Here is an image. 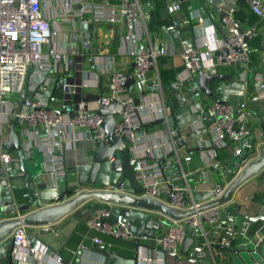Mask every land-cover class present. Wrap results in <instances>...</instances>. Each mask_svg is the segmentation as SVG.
I'll return each mask as SVG.
<instances>
[{
    "label": "built area",
    "instance_id": "built-area-1",
    "mask_svg": "<svg viewBox=\"0 0 264 264\" xmlns=\"http://www.w3.org/2000/svg\"><path fill=\"white\" fill-rule=\"evenodd\" d=\"M76 1L79 6L70 11L68 1L59 0L58 4L63 8L67 6L68 12L77 16L82 22L86 21L84 13L88 10H95V19L101 17L109 21L124 22L132 43L129 53L132 58L130 75L134 92L125 84L127 74L109 66L102 70L107 78L104 93L93 98L79 97L73 102H63L60 113L50 108L49 100L43 91L50 82L49 76L55 70V63L58 61H63L65 64L72 63V68L75 67L79 71V65L76 64L78 60L74 57L87 50L88 36L84 34L79 46L70 51L62 48H48L43 51L41 44L48 41L54 32L52 23L55 19L51 18V15L55 11L51 2L49 0H0V185L8 183L9 174L22 175L15 151H6L2 148L8 124L15 117L17 119L14 130L18 133L20 152L27 157L35 142L33 138L42 133L43 136H40L38 144L42 164L49 175L55 179L62 176L60 152L62 139L56 137L61 126L64 125L70 130L75 127L86 130L88 132L86 138L91 143L101 141L107 145L109 143L101 124L102 115L97 113V109L111 101H116L121 109L113 114L115 120L113 134L121 137L132 153L134 158L132 170L142 190L135 191L122 187L121 183L115 185L110 182L101 187L103 190L147 196L178 209L195 208L203 202L219 197L226 184L213 183L203 192L191 189L187 176L193 170L183 168L178 149L183 145L184 137L189 132L197 134V144L204 145L210 150V156L204 159L203 165L215 168L219 173L223 172V166L221 160L214 157L213 149L230 144L232 154L239 153L236 141L249 132L243 118L252 108L250 104H254L253 108L258 110L260 105H257V102L261 104L264 99V38L254 52V63L248 42V36L255 31V25L240 26L237 20L240 6L229 5L221 9L214 23L213 27L220 30L218 35L213 30L203 27L198 43L181 42L179 46L182 63L181 79L188 75H196L198 70L220 72L239 65L245 71L252 70L255 84L248 92L249 99L245 95L243 100L238 102L240 107L238 113L235 112L233 103L229 99L206 100L202 103L201 112L197 110L189 122L174 129L167 124L168 114L164 109L163 90L157 69L159 57L170 52L171 49L164 44L153 45L145 40L146 14L141 9L140 0H117L106 2L102 6L84 0ZM205 1L209 3L212 0ZM179 6L177 1L168 3L166 4L167 12L174 14ZM248 9L264 21V0H250ZM55 15L60 19L69 18V14L64 12L57 11ZM196 19L213 25L211 20H207L200 13L196 14ZM174 24L170 22L166 27L175 29ZM73 69L66 68L59 76L61 89L70 93L85 84L81 80L79 82L72 80ZM183 88L185 93H180L179 102L186 101L190 95L187 88L185 86ZM157 118L165 123L166 136L164 140H147L142 133H139V128L147 126ZM197 121L202 122L203 125L195 126L194 123ZM203 132L207 136L205 139L201 137ZM69 138L74 141L78 136L72 134ZM257 141L261 147H264V127ZM165 142H168V146L163 147ZM114 158L115 156L112 155L108 160L111 161ZM247 159L240 158L235 168L244 164ZM261 170L264 171V166ZM220 206H212L177 220L170 219L159 212L149 211L159 217L168 218L170 222L164 231L155 237L154 247H150L151 252L148 254L145 252L139 256V264H150L151 261L152 264H163L164 256L157 248L175 249L185 236L187 227L200 238L202 247L200 257L207 256L212 264H218L217 258L221 256L222 250L216 248L218 253L214 256L211 251L213 244L200 222L217 213ZM106 213L107 210L102 204L94 206L87 218L88 227L110 238L126 242L134 238L142 242L146 238L144 235L137 236L128 230L127 216L119 213L116 220L110 222L104 218ZM215 225L221 226L217 222ZM224 234L219 243L228 246ZM9 236L12 239L13 249L15 248L16 251L23 253L34 251L33 246L28 245L25 225L13 227ZM91 241L101 243L98 235H93ZM80 246L84 245L80 244ZM153 248L154 254H152ZM54 260L52 262L41 260L42 262L36 264H63L60 263L59 257Z\"/></svg>",
    "mask_w": 264,
    "mask_h": 264
},
{
    "label": "crops",
    "instance_id": "crops-1",
    "mask_svg": "<svg viewBox=\"0 0 264 264\" xmlns=\"http://www.w3.org/2000/svg\"><path fill=\"white\" fill-rule=\"evenodd\" d=\"M49 1L51 2L53 11H55V13L57 11L64 12L66 14H69V18L60 19L55 15V13L51 15V18L55 19V21L52 23V29H54V32L52 33L48 41L41 44V49L43 51H46L48 48H62L66 51L75 49L79 46L80 40L84 34H87L89 40L87 50L81 55L74 57L78 60L76 64L78 63L77 65H79V71H77L75 67L74 71V69L72 68V63L65 64L63 61H58L55 63V70L50 73V82L48 83L47 88L43 91V94L49 100V107L60 113L62 112L60 106L63 102H73L79 97L93 98L96 95L104 93L106 91L107 78L102 70H104L105 68L112 66V68L116 70H120L125 72L126 74H130L132 58L129 51L132 48V43L129 40L128 31L125 27L124 22L109 21L101 17L95 19V10H88L84 13V17L86 19L85 22L87 23V29L82 30V21L78 20L77 16H73L71 12H68L67 6L65 7L66 9L63 7H59V0ZM64 1H68L69 11L72 9H76L79 6L76 0ZM84 1L102 6V4H105L106 2H116L117 0ZM173 1H177L180 4L175 13L170 14L166 9L165 13L161 14L160 9H162L163 6L161 0H140L141 9L146 14L145 40L149 43H152L153 45L156 43L164 44L171 49L170 52L161 55L157 62V69L159 71L163 90V102L165 105L164 109L167 112L168 116L169 109H172L174 111V114H179V108L180 106H182V102H179L178 98L180 96V93H185V88H183V86V89H179L176 92L171 91L170 89L164 90V86L169 84L171 81L182 80V63L179 54V46L181 42L187 41L198 43L201 38V30L203 27L208 30H213L215 34L218 35L220 33V30L218 28H214L213 26L220 14L221 9L229 5L237 4L240 6V10L237 14V20L240 26L246 27L249 25H255V31L248 36V42L252 50L251 59L253 63L255 61L254 52L264 38V21L263 19L261 20L257 18L253 13L249 11L248 5L250 0H212L209 3L205 0H167L166 4ZM199 13L203 15L207 20H211L213 25L208 22L197 21L196 14ZM170 22L175 23L174 25L177 31V37H170L169 39L165 32V29ZM198 50L201 51V48L198 47ZM66 68L71 70L73 69L71 78L74 82H79L81 80L85 83L84 85L77 87L75 92H66L63 89L57 87V80L59 79L61 72ZM220 72L227 75V78L223 79L222 82L226 84L225 92L227 94V99L231 101L233 100V98H235L234 96L238 94L240 90L238 86L234 84V81L240 82L239 79L241 76L243 77V74L244 78L242 80V83L244 94H247L249 91H251L252 86L255 84V81L252 78L251 69L245 71L241 66L238 65L224 69ZM248 75H251V77H247ZM127 88L134 92V89L132 87V79L129 84H127ZM207 100L210 101V99ZM188 103L189 106L194 109L193 102L191 101ZM259 103L260 102H257V105L262 106V103ZM258 111L259 110H256L252 107L247 112L248 114L245 116V118H243L245 125L249 129V132H252L254 134L253 144H255L253 151L251 152V154L246 156V159L255 156L259 151V148H261V145L258 144L257 140L259 139L262 132L261 124L262 122L264 123V116L259 115ZM115 112L116 111H114V113ZM191 113L193 114V112ZM166 130V126H162L159 122L148 124L143 128H139V133H142L144 138H146L147 140H164L166 136ZM7 132L5 135V139L7 136ZM191 133L193 132H189L184 137V143L178 149L183 168L185 170H193L192 173H188L187 176L188 183L191 189L196 192H203L216 182L227 185L228 182L244 164L238 165L237 168H234V170L229 175L225 174L223 167L222 173H219L215 168L205 167L203 165V161L210 156V150L209 148H205L204 145L200 146L201 148H196L195 144L192 141V138L190 137ZM72 134L78 136V138H76L74 141H71V139L69 138ZM87 134L88 132L86 130L83 131L82 129H79L77 127L70 130L67 129V127H65L64 125L61 126L60 131L58 130L56 137L62 139V147L60 149V152H63L62 156L66 163H71L78 157H82L91 151L92 143H90L88 138H86ZM40 136H43V134L40 133L38 136L33 138L35 142L31 146L27 158L34 157L38 159V144L40 141ZM201 137L205 139L207 137L206 133L203 132ZM167 143L168 142H165V144H163V147L165 145L168 146ZM197 146L199 145L197 144ZM231 154L232 146L230 144H227L224 147L216 148L213 152L214 157L219 160H224L227 157L231 156ZM262 173L263 172L254 173L253 175L244 179L234 188L229 200L221 205L228 206L229 209L226 213L229 214V216L233 211V207H231L232 203L238 204V211L240 213L248 212V214H264V173ZM13 176L15 180L20 177L15 174ZM85 187L89 188V186ZM21 191L23 192L24 190L22 189ZM24 200L25 198L23 195L14 197V201ZM90 200L95 199L90 198L82 201L74 209L80 208ZM95 201L97 205L103 204L98 200ZM110 205L121 206L115 204ZM31 207L35 208L38 207V205H32ZM24 212L25 211L17 212V215H21ZM90 212L91 210H88L81 215L84 223L76 224V219H72L63 224L56 231L38 233L37 236L47 244H49L51 248H53V250H58L59 254L51 251V249L40 243L39 240H36L33 245L34 251L28 253L20 252V254L24 255L27 259L23 260L20 258L18 259L19 261H17L22 264H36L37 262H42L41 260L52 262L55 261L54 259L56 257H59L60 263L63 264H101L103 256L99 249L100 245H103L106 250L116 249L123 254H130L133 248L132 245L128 242L110 238L109 236L88 227L87 218ZM67 214L68 213L61 216L57 221H55V224H59L60 222H62L66 218V216H68ZM150 215L162 219L159 227L154 230V234L156 236L164 231L166 225L170 222V220L168 218L159 217L155 213H150ZM4 217H8V215L0 212V219ZM200 223L207 233L219 228H223L227 232H231L233 229H236L237 231L235 233H223V236L228 241V246H233L235 243L243 239L241 232L243 230L244 224H242L241 217H237V221L235 224H233L232 221L228 220L225 225L219 227L215 225V222H210L208 219H202ZM137 227H139V224H137ZM258 227H260L259 231ZM26 228L27 233H31L36 232L39 228H41V226L33 225L27 226ZM260 232H264V219L258 218L250 224L247 233L249 235H254L259 234ZM68 235L69 238L66 240L65 244L62 245L64 239ZM93 235H98L101 239V243H93L91 241V237ZM221 237L222 233L220 231H216V233L211 234L209 238L211 240V243L214 245L220 242ZM154 239L155 237H146L142 240V243L147 244L149 247H140L139 256L144 254L145 252L146 254L151 252L150 247H154ZM192 241L193 240H189L183 247V249H185V251L187 252L186 255L178 254L175 257L171 254H166L163 257V264H195L189 259L190 255L188 254L193 247ZM80 244H83L84 246H80ZM177 247H180V244ZM211 251L214 256H216L218 253V249H216L215 246L211 247ZM154 253L155 249L153 248L152 254ZM150 264H152V261L150 262Z\"/></svg>",
    "mask_w": 264,
    "mask_h": 264
},
{
    "label": "water",
    "instance_id": "water-1",
    "mask_svg": "<svg viewBox=\"0 0 264 264\" xmlns=\"http://www.w3.org/2000/svg\"><path fill=\"white\" fill-rule=\"evenodd\" d=\"M162 1V9L160 13L164 14L166 10V1ZM151 18V16H150ZM81 29H87V23L81 22ZM167 36L171 38L177 37V31L174 28H166ZM251 73V72H250ZM242 77V76H241ZM234 81V84L240 89L231 101L233 103L235 112H239L238 102L242 101L244 96L249 99V93L244 94L242 80ZM247 77H251L248 75ZM227 75L221 72H204L198 70L196 75H188L182 78L181 81L173 80L164 86V90L178 91L185 86L189 92L186 101L182 102L179 114H174L172 109H169L167 124L172 128L177 129L179 126L190 121L194 117L195 111H202V103L207 99L210 100H227L226 84L222 82ZM132 77L130 74L126 75L125 84H129ZM57 87L61 88V79L57 80ZM46 94V93H45ZM136 101V98H135ZM193 102L194 109L189 106L188 102ZM252 107L254 104H250ZM259 115L264 116V99L262 106H258ZM121 109V106L116 101H111L103 107L97 109V113L102 115L101 124L106 133V140L109 144H104L101 141L92 143L91 151L78 157L71 163H66L62 156V176L53 179L42 164V156L39 151V157L27 158L20 152L18 142V133L14 130V123L16 117L9 122L6 139L2 142V148L6 151H15L18 157L19 169L22 175L15 180L13 174L7 176L8 183L0 185V212L8 215L0 219V264H22L18 259L26 260L27 258L18 251H13L12 239L9 236L13 227L17 225L27 226H41L36 232L27 233L28 245L33 246L36 240H39L51 251L58 253V250H53L49 244L39 238L38 233H46L56 231L66 222L76 219V224L84 223L81 215L91 210L97 205L95 200L102 202L103 207L107 210L104 216L110 222L116 220L117 214L127 216L128 230L138 235L145 237H157L154 230H156L162 222V219L150 215L149 211L159 212L170 219H181L192 213L210 208L212 206L222 205L228 201L234 188L247 177L257 172H263L261 168L264 166V147L259 148L257 154L246 160L244 165L233 178L224 187L221 195L215 199L203 202L195 208L178 209L166 203L155 200L147 196H135L125 192L105 191L101 187L107 183H114L115 185L121 183L122 187L131 188L135 191H141V186L136 182L132 170L133 156L127 149L123 139L113 134L114 127V111ZM191 110V111H190ZM193 112V114L191 113ZM71 114V112H69ZM248 114V113H247ZM186 117V118H185ZM161 123L165 125L160 118L154 119L149 124ZM195 126H202V122L197 121ZM262 128L264 123L261 124ZM137 128V127H136ZM193 143L196 148L198 135L191 133ZM254 134L248 132L244 137L236 141L238 147V154H231L224 160H221L224 172L229 175L235 165L238 164L240 158L248 156L253 149ZM91 143V142H90ZM205 148H207L205 146ZM214 151V149H213ZM114 155L115 158L111 161L108 159ZM32 156V155H30ZM262 173V174H263ZM1 174V173H0ZM85 186H89L86 188ZM24 190L23 192L21 190ZM23 195L24 201H14V197ZM94 198L86 202L80 208L74 209L82 201ZM46 203V204H45ZM110 204L121 205L111 206ZM32 205L38 207L32 208ZM232 214H227L228 206L224 205L218 208L217 213L208 217L210 222H217L221 226L225 225L228 220L236 223L237 217L242 218L243 239L235 243L233 246H225L221 243L214 244L216 248L222 250L221 256L217 258L218 264H264V232L259 234L249 235L247 230L250 224L256 219H264V214H248V212L240 213L237 203H232ZM25 211L23 214L17 215V212ZM68 213L66 218L59 224H55L61 216ZM139 224V227H137ZM258 227V231H259ZM74 229V228H73ZM220 231L223 233H235L237 230L233 229L227 232L223 228L213 230L207 233L209 238L211 234ZM70 235V234H69ZM69 235L64 239L63 244L69 238ZM193 240V247L188 253L189 259L195 264H212L207 256L200 257L202 249L200 238L196 236L189 227L186 228L185 236L181 240L180 247L175 249L157 248L163 256L171 254L177 256L178 254L186 255L187 252L183 247L189 241ZM132 245V252L130 254H123L116 249H105L103 245L99 246L100 252L103 256L101 264H139V248L149 247L147 244L139 242L137 238L128 242ZM14 252V253H13ZM18 260V261H17ZM228 260V261H227Z\"/></svg>",
    "mask_w": 264,
    "mask_h": 264
}]
</instances>
